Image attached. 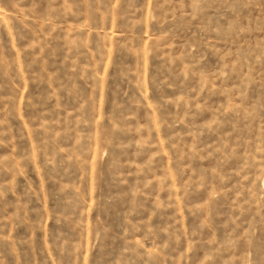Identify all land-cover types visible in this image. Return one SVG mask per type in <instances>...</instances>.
<instances>
[{"label": "rangeland", "instance_id": "1", "mask_svg": "<svg viewBox=\"0 0 264 264\" xmlns=\"http://www.w3.org/2000/svg\"><path fill=\"white\" fill-rule=\"evenodd\" d=\"M0 264H264V0H0Z\"/></svg>", "mask_w": 264, "mask_h": 264}]
</instances>
